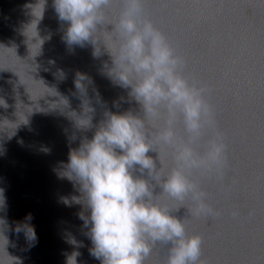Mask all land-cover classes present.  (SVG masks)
Segmentation results:
<instances>
[{
  "label": "water",
  "instance_id": "1",
  "mask_svg": "<svg viewBox=\"0 0 264 264\" xmlns=\"http://www.w3.org/2000/svg\"><path fill=\"white\" fill-rule=\"evenodd\" d=\"M145 12L187 57L186 78L208 86L228 144L223 184L202 180L222 215L188 221L189 233L203 237L201 259L204 264H264V0H146ZM109 16L115 19V6ZM66 26L54 0H0V188L7 200L0 215L12 223L31 213L38 236L27 249L23 234L7 232L6 251L12 257L0 247L2 264L17 258L22 264H66L65 254L77 250L69 237L79 242V264H100L89 251L82 206L61 200L79 192L55 169L68 160L70 148L95 131L78 127L72 113L90 115L97 125L106 110L138 112L139 106L130 89L107 76L112 60L103 43L98 42L99 56L91 43L69 46L63 39ZM78 73L88 77L86 93L76 88ZM85 100L94 112H84ZM161 159L171 166L164 150ZM234 209L238 216L232 215ZM186 214L184 207L174 213ZM166 255L167 246L157 245L145 264H164Z\"/></svg>",
  "mask_w": 264,
  "mask_h": 264
},
{
  "label": "clouds",
  "instance_id": "2",
  "mask_svg": "<svg viewBox=\"0 0 264 264\" xmlns=\"http://www.w3.org/2000/svg\"><path fill=\"white\" fill-rule=\"evenodd\" d=\"M145 4L146 0H54L59 20L67 24L66 44L91 43L93 55L99 56L102 42L112 60L107 76L130 89L129 97L139 106L138 112L106 110L97 125L90 115L72 113L78 127L95 131L70 148L68 160L55 169L79 192L61 200L67 206H82L79 217L91 240L89 251L100 264H145L157 245L167 246L164 264H204L203 237L189 233L188 221L222 215L202 180L223 184L228 144L208 100V86L186 78L187 57L146 14ZM114 6L115 19L109 16ZM107 25L111 30H105ZM101 30L107 39L99 36ZM42 43L41 39L39 51ZM87 79L77 74L81 93H86ZM113 104L118 107L119 101ZM84 112H94L87 100ZM162 150L170 155L171 166L162 161ZM150 151L157 153L155 159ZM157 186L159 193L154 192ZM181 207L187 210L183 218L174 215ZM6 211L0 188V213ZM232 215L239 211L234 209ZM32 219L28 213L9 223L6 214L0 215V247L6 251L9 231L17 237L23 234L27 249L34 247L38 236ZM68 242L77 250L65 254L66 264H79V242L74 237ZM14 261L22 264L18 258L11 264Z\"/></svg>",
  "mask_w": 264,
  "mask_h": 264
}]
</instances>
